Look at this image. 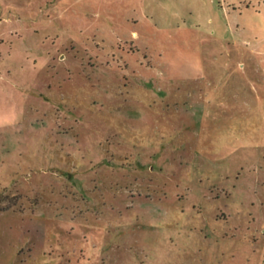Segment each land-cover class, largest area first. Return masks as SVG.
I'll return each mask as SVG.
<instances>
[{
  "label": "rangeland",
  "instance_id": "374dc122",
  "mask_svg": "<svg viewBox=\"0 0 264 264\" xmlns=\"http://www.w3.org/2000/svg\"><path fill=\"white\" fill-rule=\"evenodd\" d=\"M0 264H264V0H0Z\"/></svg>",
  "mask_w": 264,
  "mask_h": 264
}]
</instances>
